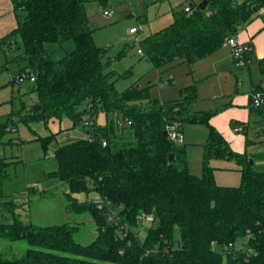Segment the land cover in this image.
<instances>
[{"label":"trees","instance_id":"trees-1","mask_svg":"<svg viewBox=\"0 0 264 264\" xmlns=\"http://www.w3.org/2000/svg\"><path fill=\"white\" fill-rule=\"evenodd\" d=\"M89 1L13 0L18 26L0 38V49L12 47L13 36L21 35L27 66L18 74L27 70L36 75L42 106L30 114L32 118L48 122L67 115L80 123L86 122L85 114L90 116L87 138L55 149V175L68 184L67 209L90 213L97 235L82 244L75 239L77 225L24 222L14 207L0 222V238L26 241L29 247L13 258L0 253V264H264V170L253 167L247 152L234 151L210 123L215 112L192 110L196 85L181 88L178 98L166 102L149 99L135 86L117 90L115 74L103 61L105 50L94 40L86 10ZM263 10L264 0H208L205 9L183 10L140 46L156 69L193 63L236 37ZM68 39L74 40L75 49L54 59L46 43ZM244 44L253 49L252 43ZM252 49L247 52L249 61ZM258 64L263 78L255 88L264 83V57ZM144 99L149 101L141 104ZM263 107L252 106L257 111ZM100 112L105 124L97 123ZM175 122L208 128L202 175L190 172L185 146L165 136L166 125ZM14 128L0 122V143ZM51 138L44 139L45 149ZM214 159L235 161L241 183L218 184ZM2 163H7L4 158ZM5 170L0 165V175ZM147 216L153 221L143 225Z\"/></svg>","mask_w":264,"mask_h":264},{"label":"rangeland","instance_id":"rangeland-1","mask_svg":"<svg viewBox=\"0 0 264 264\" xmlns=\"http://www.w3.org/2000/svg\"><path fill=\"white\" fill-rule=\"evenodd\" d=\"M187 1L189 0H90L86 4V10L90 27L94 30V40L105 50L103 61L117 79V90L123 91L135 86L139 90H145L149 99L169 100L179 96L180 88L187 84V77L194 76L191 82L198 86V106L219 110L224 108L225 102L247 96L249 82L246 83L239 75L238 69H233L234 73H230L222 68L219 75L199 79L195 71L197 63L201 61L156 69L144 54L139 53L140 41L171 25L175 17L183 12ZM105 10L112 12L106 15ZM141 26L144 30L141 28L136 33L130 32V28ZM13 38L12 47L0 49V122L9 123L10 128L15 127L6 132L0 143V158L7 162L0 164L6 167L5 175H0V222L16 207L24 222L42 226L64 223L77 225L75 239L82 244H89L97 235L96 223L90 213L80 214L67 209L65 193L69 190L68 184L55 175L58 169L55 149L81 137L87 138L85 122L75 123L67 115L48 122L30 116L35 113L34 106L40 104V97L35 83L29 79L12 81L21 68L27 66L22 58V37L17 33ZM46 47L54 59H60L75 49V42L73 39L62 42L52 40L46 43ZM252 68L253 82L257 83L260 75L254 58ZM222 92L229 94L228 97H222ZM149 99L140 103L146 104ZM86 107L87 101L79 109L83 111ZM25 117L28 118L25 120ZM257 119L251 117L248 131L240 132L239 135L244 140V150L247 151L249 160L253 161V167L264 170V123L257 124ZM97 121L105 123L103 112L98 114ZM182 132L190 151L191 170L202 175V144L207 141V129L203 124L185 123ZM47 136L52 138L45 149L43 143ZM192 141L194 143L190 145ZM194 157L197 159L195 163ZM211 165L215 168L218 184L237 186L241 183V171L235 161L217 159L211 161ZM42 192L46 193L42 196ZM90 195L96 197L94 193ZM12 200L16 206L7 202ZM147 228L145 226L142 233L145 234ZM28 247L26 241L12 242L0 238V253L8 258L21 256Z\"/></svg>","mask_w":264,"mask_h":264},{"label":"crops","instance_id":"crops-1","mask_svg":"<svg viewBox=\"0 0 264 264\" xmlns=\"http://www.w3.org/2000/svg\"><path fill=\"white\" fill-rule=\"evenodd\" d=\"M239 1H242V0H239ZM17 26H18V19H17L15 12H14L12 0H0V38L9 36L16 29ZM132 28H137V27H132ZM132 28H130V30ZM141 28L143 29V27L141 26L140 28H138V31ZM133 33H136V32H133ZM236 38L242 43L250 42L253 45V49L249 52L250 61L247 65L242 66V67H239L236 65L234 58H233L232 49L226 43L222 47H220L218 50L209 54L208 56L199 59L198 62L201 61V63H197L198 65H196L195 73H196V77H198L200 79L203 76L204 77H213L214 75H219L220 70L222 68L225 69L227 72H230V73H234L233 71L234 70L237 71V69H238L240 71L239 75L243 79L246 80V83H247V81L249 82V84L246 88V93H247L246 97H244L243 99H240V98L235 99L234 98V99L230 100L229 102H225L224 108H220L219 110L210 109V108L206 109V108H200L198 106V104H199L198 103V100H199L198 86L195 83L191 82L194 79V76L192 77L193 79L190 78V76L187 77V82H186L187 84H184L183 87L188 86V85H196L198 98L193 103L192 110L195 112H204V111L215 112L214 115L210 119V123L212 125H214L219 130V132L229 142L230 146L232 147V149L234 151L244 153L247 151L244 150V146H243L244 140L239 135V133L240 132L246 133L248 131V127H249L248 124L251 120V117H253V116L258 118L256 120L257 124L262 125V123H264V107L257 111V109L252 108L251 99H250L251 91L255 87H257V85L260 84V82L263 78V75L260 71L258 62L260 59H262L264 57V10L261 11L248 24V26L246 28L241 30L236 35ZM253 58L256 61V64L258 67V72L260 75V79L257 83L253 82V76H254L253 75V68H252ZM181 63L186 64L188 62H178L175 64H181ZM175 64H172V65H175ZM188 64L191 65L192 63H188ZM237 78H236V80H237ZM183 87H181V88H183ZM179 92H180V90H179ZM228 95L229 94H226L223 92L221 94L222 97H228ZM179 96H180V94H179ZM178 97H175V98H178ZM175 98H171L169 100H172ZM169 100H163L161 102H166ZM81 122H85V121H81ZM97 123H99V122L97 121ZM105 123H106V116H105ZM105 123H101V124H105ZM185 123H191V122L182 123L181 124L182 131H183V124H185ZM192 124H202V123H192ZM204 126L206 127V125H204ZM206 129H207V141H208V128L206 127ZM79 139H82V137ZM79 139H76V140H79ZM184 139H186L185 135H184ZM76 140H73V141H76ZM67 141H69V140H67ZM73 141H71V142H73ZM207 141L202 144L203 145V157H204V147H205ZM68 143H70V142H67L65 144H68ZM193 143L194 142L192 141L189 144L191 145ZM247 143H248V140H247ZM65 144H63V145H65ZM182 145H184L186 148L188 167H189L190 172L193 174L199 175L195 172H192V170H191L190 151L187 148V144H186L185 140H184V143ZM59 146H61V145H59ZM193 160L195 163V160L197 161L196 157H194ZM214 160H217V159H214ZM239 170H240V168H239ZM214 176H215V169H214Z\"/></svg>","mask_w":264,"mask_h":264},{"label":"built area","instance_id":"built-area-1","mask_svg":"<svg viewBox=\"0 0 264 264\" xmlns=\"http://www.w3.org/2000/svg\"><path fill=\"white\" fill-rule=\"evenodd\" d=\"M202 0H189L184 4L183 10L185 12L191 13L193 12L197 7H199V4ZM13 3V0H12ZM14 7V6H13ZM112 11L110 10H105L104 13L106 15L111 14ZM132 33L137 32L138 28H132L130 30ZM227 44L231 47L232 49V54L234 61L237 66L242 67L248 64V59H247V52L252 49V46H248L242 42H240L236 37L229 38L227 40ZM139 53L143 54V50L140 48ZM26 79H29L32 82L36 81V75L34 73H30L27 70L22 71L20 74H18L16 77L12 78L13 81L17 82H22ZM251 102L253 107H260L264 104V83L260 85L258 88H254L251 93ZM90 119V116L88 114H85V120H86V129L88 127L87 125V120ZM125 122L130 124V120L126 119ZM122 120H118L117 123L118 125L122 126L125 123ZM165 130L168 132V137L178 143V144H183L184 143V134L181 130V123L175 122V123H168L165 127ZM88 137V136H87ZM92 139H94L93 134L91 135ZM103 145H107V141L103 140ZM103 201L98 203V208L102 209L103 208ZM110 219H112L110 217ZM153 221L152 216H147L145 217L143 221V225H146L147 223Z\"/></svg>","mask_w":264,"mask_h":264},{"label":"water","instance_id":"water-1","mask_svg":"<svg viewBox=\"0 0 264 264\" xmlns=\"http://www.w3.org/2000/svg\"><path fill=\"white\" fill-rule=\"evenodd\" d=\"M207 4H208V0H202V1L200 2V4H199V7H200L201 9H205L206 6H207ZM41 108H42V106H41L40 104H38V105L34 106L33 109H34L35 111H39V110H41ZM164 134H165V136L168 137V132H167L166 130L164 131ZM100 140H101V137L98 136V137L96 138V141L99 142ZM173 157H174V155L171 154L170 157H169V161H172ZM250 162H251V164H253V161H252V160H250Z\"/></svg>","mask_w":264,"mask_h":264}]
</instances>
